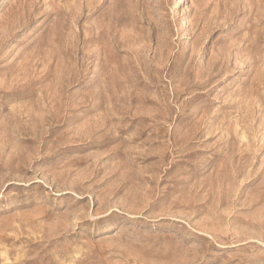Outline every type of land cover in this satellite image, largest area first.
I'll return each instance as SVG.
<instances>
[{
  "label": "rangeland",
  "instance_id": "rangeland-1",
  "mask_svg": "<svg viewBox=\"0 0 264 264\" xmlns=\"http://www.w3.org/2000/svg\"><path fill=\"white\" fill-rule=\"evenodd\" d=\"M0 264H264V0H0Z\"/></svg>",
  "mask_w": 264,
  "mask_h": 264
},
{
  "label": "bare ground",
  "instance_id": "bare-ground-1",
  "mask_svg": "<svg viewBox=\"0 0 264 264\" xmlns=\"http://www.w3.org/2000/svg\"><path fill=\"white\" fill-rule=\"evenodd\" d=\"M109 229H111V227H104V230H109Z\"/></svg>",
  "mask_w": 264,
  "mask_h": 264
}]
</instances>
